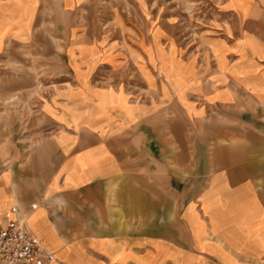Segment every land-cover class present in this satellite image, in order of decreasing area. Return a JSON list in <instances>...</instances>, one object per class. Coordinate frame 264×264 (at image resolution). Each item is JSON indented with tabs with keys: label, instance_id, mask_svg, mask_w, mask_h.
I'll list each match as a JSON object with an SVG mask.
<instances>
[{
	"label": "crops",
	"instance_id": "crops-1",
	"mask_svg": "<svg viewBox=\"0 0 264 264\" xmlns=\"http://www.w3.org/2000/svg\"><path fill=\"white\" fill-rule=\"evenodd\" d=\"M68 38V74L0 126V221L18 208L41 264H264V0H222V63L182 93L140 49Z\"/></svg>",
	"mask_w": 264,
	"mask_h": 264
},
{
	"label": "rangeland",
	"instance_id": "rangeland-1",
	"mask_svg": "<svg viewBox=\"0 0 264 264\" xmlns=\"http://www.w3.org/2000/svg\"><path fill=\"white\" fill-rule=\"evenodd\" d=\"M70 32L99 46H133L150 60L156 57L158 73L182 93L191 66L198 71L222 63L216 43L222 40V0H74L69 8L62 0H0L4 139L14 122L26 126L57 78L68 74L60 52Z\"/></svg>",
	"mask_w": 264,
	"mask_h": 264
},
{
	"label": "built area",
	"instance_id": "built-area-1",
	"mask_svg": "<svg viewBox=\"0 0 264 264\" xmlns=\"http://www.w3.org/2000/svg\"><path fill=\"white\" fill-rule=\"evenodd\" d=\"M12 217L0 221V264H41L51 261L53 255L43 250L40 240L18 215V208L10 210Z\"/></svg>",
	"mask_w": 264,
	"mask_h": 264
}]
</instances>
